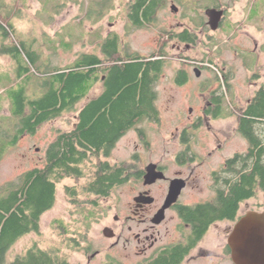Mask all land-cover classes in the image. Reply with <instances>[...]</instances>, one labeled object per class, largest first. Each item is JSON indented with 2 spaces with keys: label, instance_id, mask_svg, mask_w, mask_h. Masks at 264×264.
I'll return each mask as SVG.
<instances>
[{
  "label": "rangeland",
  "instance_id": "1",
  "mask_svg": "<svg viewBox=\"0 0 264 264\" xmlns=\"http://www.w3.org/2000/svg\"><path fill=\"white\" fill-rule=\"evenodd\" d=\"M126 1L0 0V22L9 27L19 41L30 46H40L44 52L43 60L46 61L45 57H51L55 66L71 65L83 54H100V39L97 37H105L111 31L121 35L130 51L149 56L156 48L159 33L171 28L174 22H178L172 16V5L164 0L165 9L159 13L155 29L133 30L128 29L124 22ZM233 6L230 19L236 23L252 13L254 16L252 25L240 28L238 31L232 30L234 33L218 32L219 40L216 44L199 45L188 51L194 62L191 65L192 75L195 67L203 66L205 63L203 59L209 57L213 61L210 70L203 73L201 83L208 84L214 80L213 85H219L221 81L224 86L226 81L229 82L230 91L226 89L227 84L223 88L227 111L232 110L233 105L236 106L235 110L245 108L254 94L264 88V0H237ZM64 45L70 47V50ZM53 48L57 49L56 54ZM182 67L179 60L172 62L166 70L167 78L157 85L160 121L141 123L138 126L150 141L149 150L140 147L138 151L144 161H157L165 157L171 162L174 159L172 156L181 150L178 138L175 136L188 125L191 115L189 108L194 109L192 114L194 117L199 115L203 107L204 99L198 91L194 90V92L190 87L173 86V74ZM13 71L14 65L11 59L0 54V73L12 74ZM7 83V80L0 83V91L3 90V86H7ZM196 83L197 80L194 78V84ZM100 91L101 85H98L89 98L76 106V110L64 112L59 118L43 124L34 135L23 136L16 146L10 148L0 160V186L17 180L29 170L42 167L48 145L56 140L60 132L73 129L79 109L90 98L98 96ZM207 96L209 97V94ZM10 116L9 103L3 99L0 109V131L8 132L10 127L2 118L6 119ZM235 126H237L236 118L230 117L210 126L206 125L201 132L194 135L196 140L202 142V140L206 141L207 134L211 131L222 132L223 139L214 141L210 148H214L218 143L225 144L224 139L228 137L231 139L229 144L224 146L222 153H218L214 159L208 161V171L212 167L220 166L231 153L248 151L249 143L244 137L235 132L237 135L231 138ZM137 134L136 131L131 130L119 143L113 151L112 163L123 161L125 164L128 162L129 166L133 162L137 169L142 167L141 160H134L131 157L136 152ZM90 171L92 170L89 167L86 168V172ZM87 182L88 180L84 178L81 181L65 179L59 183L54 206L41 217L40 234H29L19 239L10 249L9 259L35 244L45 250H56L68 264H105L109 255L119 264H138L140 259L135 256L126 257L121 248L109 251V243H106L103 235V230L109 222V219L105 218V205H114L118 198L119 203L128 205L131 188L115 190L112 199L108 201L104 199L105 197L99 198L87 194L82 189ZM73 188L80 194L78 206L71 201L69 189ZM260 197L264 198L263 193H260ZM93 202H97L96 205L92 204ZM254 203L255 201H251L249 208L242 207L241 212L245 214L252 210ZM114 213L115 211H112L110 215ZM56 222H60L64 229L58 228ZM96 251H100V254L96 255L97 258L95 257L94 260L91 255ZM210 258L211 255L208 258L188 259L187 264H213L216 260Z\"/></svg>",
  "mask_w": 264,
  "mask_h": 264
},
{
  "label": "trees",
  "instance_id": "2",
  "mask_svg": "<svg viewBox=\"0 0 264 264\" xmlns=\"http://www.w3.org/2000/svg\"><path fill=\"white\" fill-rule=\"evenodd\" d=\"M163 3L164 0H132L127 13L132 27L148 26L154 10ZM99 47L100 55L83 54L71 65L55 66L51 57L43 60L40 46L19 41L0 22V54L9 57L14 65L12 74L0 73V83L8 81L0 91V109L5 99L11 113L9 118H2L10 129L0 131V160L23 136L34 135L43 124L76 110L96 86L102 85V92L79 109L77 127L48 145L47 165L0 186V264H68L56 250L35 244L12 259L8 254L19 239L40 234L41 217L54 206L57 185L63 180L86 178L88 182L82 189L87 194L110 196L127 180V165L102 163V153L108 155L139 123L159 118L155 84L163 62L122 48L117 34L102 37ZM53 50L56 54L57 49ZM237 111L239 133L248 141L249 149L230 162L231 185L221 205L218 202L214 207L199 206L188 211V220L197 230L212 216L233 217L239 202L254 197L257 191L264 192V88ZM92 159L96 164L88 173L83 165ZM75 188L69 193L72 203L78 206L80 194ZM55 224L64 229L60 222ZM183 256L179 249H167L151 264H180Z\"/></svg>",
  "mask_w": 264,
  "mask_h": 264
},
{
  "label": "flooded vegetation",
  "instance_id": "3",
  "mask_svg": "<svg viewBox=\"0 0 264 264\" xmlns=\"http://www.w3.org/2000/svg\"><path fill=\"white\" fill-rule=\"evenodd\" d=\"M131 1L127 0L125 2V25H127L128 29H143L133 28L129 22L127 13ZM167 1V4L172 5L173 18H176L178 22H174L169 29L163 28L165 30L159 33L156 48L149 56L140 55L149 60L163 62L162 72L155 84V91L157 93L158 83L167 78V68L172 62L179 60L183 67L175 70L173 74V86L180 88L190 87L192 91H198L204 99L202 102L203 107L199 115H195L194 117H192L194 109L192 107L189 108L191 114L189 123L182 129L180 134L175 136L178 138L181 150L172 156L174 158L171 160L172 163L165 157H161L157 161H144L142 155L138 152L140 147L146 150H149L150 147L149 138L138 126L141 123H158L161 119L158 98L155 102L159 114L158 121L145 120L132 129V131L138 133V138L135 147L136 152L131 157L134 160H141L143 162L140 169H137L134 166L136 164L133 162L129 166L128 162L125 164L123 161L112 163L113 151L130 131L120 139L115 149L108 153V155L105 152L102 153L103 156L100 157L102 163H108L110 166L127 165V171L125 173L127 180L117 186L114 191L119 188H131V199L128 205L119 203V198L116 199L114 205H105V218L109 219V222L103 230V235L104 231L107 230L111 236L106 237L104 235L107 241L106 243H109V251L121 248L126 257L135 256L140 259L138 264H151L167 249H179L184 254L180 264H187L192 259L208 258L210 255L211 258L216 260L213 264H235L229 245V237L240 218L250 212L264 213V198L262 199L260 197V193L264 195V192L257 191L254 197L239 202L233 217L219 218L218 216H212L210 221L204 224L200 230H197L189 222L188 211L196 209L199 206L210 205L214 207V204L218 202L221 205L222 199L229 192L231 185L228 182L231 170L230 162L242 153L233 152L225 158L220 166L217 168L212 167L209 171L207 170L208 161L214 159V156L218 153H222L224 146H227L231 139L230 137L224 139L226 145L218 143L214 148H210L214 141L223 139L224 135L222 132L218 133L216 130L211 131L207 134L208 139L206 138V141L202 140V142L199 139L196 140L194 135L197 132H201L206 125L210 126L221 119H228L230 117H235L237 120V126L233 128L231 138H234L237 134L241 135L239 133V112L235 110L234 107L236 106L234 105L231 106L232 110H226V95L223 92V88L227 84L228 87L226 89L230 91L231 87H229L228 81L225 82L224 86H222L221 81L219 85H213L214 80L208 84L201 83L203 73L213 65L212 59L209 57L203 59L205 63H203V66L199 65V67L194 68L193 73L195 77H193L191 65L194 62L188 51L199 45L216 44L219 40L218 32L228 33L230 31L234 33V30L238 31L240 28L250 27L254 21V16L252 13H249L245 18L236 23L231 20L232 9H234L233 5L237 0ZM164 9L165 7L163 5L158 6L154 10L151 22L145 28L155 29L157 27L156 21L159 13ZM220 12V25L217 30H213L211 16ZM116 34L111 31L105 37ZM232 36L233 34L230 35V37ZM119 37L121 47L126 49L127 46L125 45L124 39L121 35ZM101 42L102 38H100ZM183 48H185V51H183ZM194 78L197 80L196 84H194ZM104 79L105 77H102V80ZM208 94L209 97L207 96ZM78 120L79 112L72 130L77 127ZM72 130L60 132L57 136L64 135ZM47 153L48 150L45 151L44 166L47 165L48 161ZM95 162V159L86 161L83 168L86 169L89 167L91 169L96 164ZM153 165L156 167L155 173L162 174L163 178L148 182L146 180L148 168ZM172 170L175 171L172 172ZM175 180H180L183 188L175 202L165 209L171 187ZM112 194L104 199L110 201ZM251 201H255L252 207L253 209L243 214L241 212L242 207L247 206L249 208ZM112 211H115V213L111 216L110 213ZM99 254L100 251H96L91 256L95 260L97 258L96 255ZM199 255L201 256L199 257ZM105 264H119V262L109 255Z\"/></svg>",
  "mask_w": 264,
  "mask_h": 264
},
{
  "label": "water",
  "instance_id": "4",
  "mask_svg": "<svg viewBox=\"0 0 264 264\" xmlns=\"http://www.w3.org/2000/svg\"><path fill=\"white\" fill-rule=\"evenodd\" d=\"M220 15L221 12L211 16L213 30H217L220 25ZM155 168L154 165L148 168V182L163 178L162 174L155 173ZM182 188L180 180L173 182L165 209L175 202ZM104 235L111 237L107 230ZM229 245L235 264H264V213L250 212L240 218L229 237Z\"/></svg>",
  "mask_w": 264,
  "mask_h": 264
}]
</instances>
